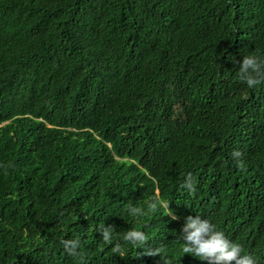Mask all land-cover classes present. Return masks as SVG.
<instances>
[{"label": "trees", "instance_id": "obj_1", "mask_svg": "<svg viewBox=\"0 0 264 264\" xmlns=\"http://www.w3.org/2000/svg\"><path fill=\"white\" fill-rule=\"evenodd\" d=\"M249 54L264 58V0H0V264H207L179 239L195 214L264 264Z\"/></svg>", "mask_w": 264, "mask_h": 264}, {"label": "clouds", "instance_id": "obj_2", "mask_svg": "<svg viewBox=\"0 0 264 264\" xmlns=\"http://www.w3.org/2000/svg\"><path fill=\"white\" fill-rule=\"evenodd\" d=\"M238 78L248 88L257 86L264 79V58L257 55H245L238 62ZM234 158L240 156L238 151L231 154ZM180 187L189 195L195 191L194 182L191 176H185L180 183ZM157 208L163 209L164 215L175 220L176 216L173 210L169 209L168 203L154 200L148 205L149 211H156ZM132 216L142 215V210L135 207H129ZM100 237L105 243L111 241V232L109 227L100 225ZM179 239L183 241L184 254H190L207 264H254V259L250 255H245L238 243L228 239L218 227L208 219L201 218L200 215H188L184 217L183 225L179 232ZM122 240L131 244L133 247H139L145 255H155L156 251L145 248V236L142 232H128ZM64 251L72 257L79 255L80 242L75 239H64L60 241ZM114 252H119V248H114Z\"/></svg>", "mask_w": 264, "mask_h": 264}]
</instances>
